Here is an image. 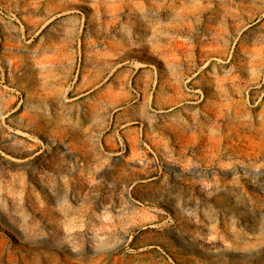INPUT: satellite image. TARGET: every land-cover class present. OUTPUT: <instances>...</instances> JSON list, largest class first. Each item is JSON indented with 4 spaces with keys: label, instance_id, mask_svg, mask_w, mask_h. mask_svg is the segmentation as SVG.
Instances as JSON below:
<instances>
[{
    "label": "rangeland",
    "instance_id": "374dc122",
    "mask_svg": "<svg viewBox=\"0 0 264 264\" xmlns=\"http://www.w3.org/2000/svg\"><path fill=\"white\" fill-rule=\"evenodd\" d=\"M0 264H264V0H0Z\"/></svg>",
    "mask_w": 264,
    "mask_h": 264
},
{
    "label": "crops",
    "instance_id": "0c3cea01",
    "mask_svg": "<svg viewBox=\"0 0 264 264\" xmlns=\"http://www.w3.org/2000/svg\"><path fill=\"white\" fill-rule=\"evenodd\" d=\"M92 108L95 109L97 108V106H95V108L92 106ZM116 120L117 117L115 118V121ZM70 125L72 130L73 128H75L74 129L75 134L78 135L77 138L73 137L72 140L76 142H86L85 147H90L91 149L93 147L92 143L96 144L95 141L106 142L111 139L115 141V138L112 136V134L115 132L118 133L119 131L121 134H124V136L130 141L133 139L134 133L137 130V127H135L133 123L132 124L115 123L112 126V124L108 123L107 121L102 120L101 122L99 121L94 122L93 120H89L88 118H86L85 121L84 120L79 121L76 124L71 123ZM97 148L98 147L96 146L95 149Z\"/></svg>",
    "mask_w": 264,
    "mask_h": 264
},
{
    "label": "bare ground",
    "instance_id": "6f19581e",
    "mask_svg": "<svg viewBox=\"0 0 264 264\" xmlns=\"http://www.w3.org/2000/svg\"><path fill=\"white\" fill-rule=\"evenodd\" d=\"M125 128H126V127H125ZM127 131H128V130H127ZM127 131H126V132H127Z\"/></svg>",
    "mask_w": 264,
    "mask_h": 264
}]
</instances>
